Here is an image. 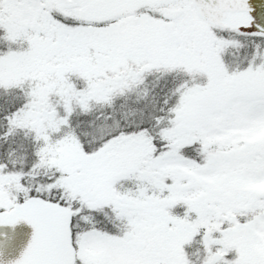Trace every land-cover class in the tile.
I'll use <instances>...</instances> for the list:
<instances>
[{
    "label": "snow or ice",
    "instance_id": "obj_1",
    "mask_svg": "<svg viewBox=\"0 0 264 264\" xmlns=\"http://www.w3.org/2000/svg\"><path fill=\"white\" fill-rule=\"evenodd\" d=\"M0 237L264 264V0H0Z\"/></svg>",
    "mask_w": 264,
    "mask_h": 264
},
{
    "label": "water",
    "instance_id": "obj_2",
    "mask_svg": "<svg viewBox=\"0 0 264 264\" xmlns=\"http://www.w3.org/2000/svg\"><path fill=\"white\" fill-rule=\"evenodd\" d=\"M0 239H3V237H0ZM26 243V239L21 241L14 253L9 252L7 249L5 250V258H13L15 255L19 254V251L22 250L24 244Z\"/></svg>",
    "mask_w": 264,
    "mask_h": 264
}]
</instances>
